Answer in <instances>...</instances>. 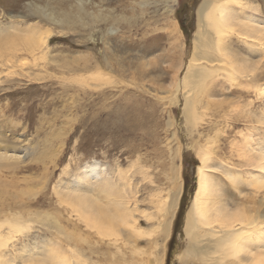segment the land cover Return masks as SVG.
<instances>
[{
    "label": "rangeland",
    "instance_id": "1",
    "mask_svg": "<svg viewBox=\"0 0 264 264\" xmlns=\"http://www.w3.org/2000/svg\"><path fill=\"white\" fill-rule=\"evenodd\" d=\"M29 1L57 8L74 24L62 27L38 16H17L28 14L25 4ZM81 1L87 11L96 12L100 4L113 17L84 26L90 18L72 6L77 0H0V152L6 148L7 154L0 155V206L14 207L18 210L14 212L22 211L23 218L32 220L29 230L11 234L0 260L13 264H28L37 256L49 260L47 250L54 244V254L63 247L75 264L77 246L84 249L87 264H111L114 257L105 242L121 235L106 228L101 236L95 227L87 226L79 217L83 210L79 197L100 199L102 209L97 213L107 217L109 210L113 212L107 193L89 191L103 187L107 180L116 184L113 188L124 203L122 210L133 208L137 198L140 209L152 212L145 210L151 198L169 196L174 183H179L170 172L169 153L179 145L181 157L174 160L181 167L179 204L170 235L161 247L153 245L156 251L161 248L164 264H180L177 257L187 247L183 225L196 187L200 148L208 143L210 178L227 202L233 206L235 199L249 195L255 201L264 200V189L252 193L253 185L264 182V36L258 33L259 26L264 27V0H250L247 8L237 6L236 31L224 34L229 52L225 49L223 56L229 65H236L240 75L252 68L258 83H240L221 71L224 76L217 77L214 86L209 82L207 95L194 110L196 126L192 119L187 126L180 91V101L175 102V96L165 90L173 92L187 70L203 0L171 2L172 13L163 0L149 5L145 3L151 0L143 4L142 0ZM243 22L248 26H242ZM27 27L37 29L33 34H51L48 47L33 50L29 41L23 42ZM112 27L121 29L108 34ZM211 122L216 123L208 126ZM162 213L154 215L153 223ZM51 221H58L57 225ZM54 226L63 227L64 232ZM151 246L149 239L140 242L145 258ZM131 248L128 242L124 245L127 261L132 259Z\"/></svg>",
    "mask_w": 264,
    "mask_h": 264
},
{
    "label": "bare ground",
    "instance_id": "2",
    "mask_svg": "<svg viewBox=\"0 0 264 264\" xmlns=\"http://www.w3.org/2000/svg\"><path fill=\"white\" fill-rule=\"evenodd\" d=\"M143 1L145 0H142V4H143ZM174 1L175 2L177 1L176 4H178L179 2V0H163V3L165 5H169V8L166 9L167 12L172 13L173 10L175 9V7L171 8L172 6L171 2H174ZM103 2L105 1L100 0L101 4ZM248 2H251V1L250 0H203V2L198 8L197 29L194 32L193 50L187 62V70L184 76L180 79V84L177 85L176 87L172 86L175 88L173 92H171L172 91L171 89L165 90L166 93H171L173 96H175L173 97V99L176 100L175 102L180 101L178 97L179 92L177 90L180 91L182 95L181 101H183V110H184V113L187 119V126H188V123L191 122V119L194 121L195 126L197 125L195 121L197 105L201 102L204 96L207 95L209 82L211 81L212 83L211 85H213L214 81L219 80L217 77L221 78V76H224L223 73H220L221 71H227L225 72V74L228 77H231L232 80L238 81L240 83L242 82V80L243 82L244 81L246 82L256 81V79H253V76H252L253 75L252 68L250 69V73L244 74V71H243L242 75H240V73L237 74V71H235L236 65H229L226 58L223 56L224 54H226L224 52L225 49L227 50V52H229L228 47H226V43H225V40L227 39L226 35H224L225 32L231 34L233 31H236L234 30L236 29L234 27L237 25H234V22H233V19L236 18L235 8L237 6L242 7V8H247V5L249 4ZM84 3L85 2L81 0H77L76 4L72 5L80 13H85L89 16L90 21L85 22L84 26L89 25L91 22L97 23L99 21H107L109 20V18L113 17L110 13L109 14L105 13L104 9L100 8L102 6L100 4H96V7H97L96 12H90V11H87V8L85 7ZM152 3H155V0L148 1L145 3V5H149ZM25 7L27 9L28 14H19L17 16L19 17L28 16V15L38 16L42 18L43 20L47 21L49 24L50 23L56 24V25L58 24L62 27H69L70 24H74V21L70 19V16L68 14L63 15L62 12L57 10V8L53 7L52 9H50L47 6L39 5L35 1L27 2L25 4ZM242 26H248V25L247 23L243 22ZM259 27L260 28L258 29L259 30L258 33H260V35H262L261 37H263L264 27H261V26ZM175 28H177L176 23H175ZM250 28L251 27H249V29ZM120 29H121L120 27H112L111 29L108 30V34H114L115 32L117 33ZM34 30H37V29L30 28L29 30V28L27 27V29L25 30L27 31V39L25 38L23 42L24 41L26 42V40L29 41L28 42V44H30L29 47H31L33 50H38L40 47L41 48L48 47V42L50 41L52 37L51 34L49 35L48 34L42 35L41 33L33 34L32 32ZM36 32H39V31H36ZM245 32L246 31H244V33ZM256 33L257 31L255 32V34ZM247 35L249 36V34ZM168 68L171 69L170 66ZM224 68L226 70H223ZM256 83L258 82L256 81ZM257 86L259 87V85ZM261 89H264V87ZM194 110L196 112H194ZM214 123L216 122H211V124L209 123L208 126H212ZM169 125H172L171 121H169ZM172 135L174 137L175 132ZM210 150L211 149L208 146V143L206 144L205 147L200 148V151H201L200 152V164L197 165V168H196V187L192 195L190 206L187 210V213L185 214V221L183 225V231L187 239V247L183 251V253L180 254V256L178 255L177 257L178 261L180 262V264H264V243H263L264 241H262V236L264 237V200L255 201L252 199V197H250L251 195H249V196L243 197L241 201H238L235 199L233 201V206L229 202H227L226 200H228V198L222 194L221 188L219 189L216 185V182L212 181L210 178L209 171L213 172L211 169L212 166L209 165V161L211 159ZM1 152H0V155L2 157L7 156V154H4L6 153V148H5L4 153L3 152L1 153ZM262 152L264 154V150ZM169 153L172 154L170 158L172 159L170 172L176 175V177H174V182L178 179L180 183L181 182V176H180L181 167L180 166L177 167L174 164V160L178 157H181L180 156L181 147L178 145L175 148H170ZM262 161H264V156H262ZM261 166L263 168L262 171L264 174V163H261ZM138 172L141 173L143 172V170H139ZM146 172L147 171H145V173ZM88 173H89V170H86L85 174L88 175ZM2 181H3V178H2ZM101 181L105 182V179H102ZM110 182H107L106 180L103 187L99 188L97 186L94 189L91 187L89 188V191L98 190L99 192L103 191L104 193H107L106 196H108V199L110 200L109 205L110 207L113 208V212L109 210V214L105 215L107 217H101L99 213H97L101 211L102 209V206L100 204V199H93L91 196L86 195V198L79 197V200H80L78 201L79 207L81 209L83 208V210L81 211L79 210L80 219L83 220L87 224V226L91 228L95 227L99 231L97 232L98 234L102 233L101 236H103V232H106V231H109L110 233H113L115 235H118V234L121 235V237L114 238L113 236H110L111 235L110 234L109 237H113L114 241L112 242L110 240L112 243H107L108 241L105 242L106 248H108L109 251L110 250L112 251L111 252L112 258L114 257L111 264H118V263L120 264H164V256L161 254V248L158 249L160 251L158 250L156 251L154 250V248L156 249V246L161 247L160 244L165 240V238H167L170 235L171 224L176 215V210H177L179 199H180L181 192H182V184L173 182L174 186L171 188L172 190L169 192V196L167 197L161 196V198L157 197V199H154V197L153 198L150 197L152 199L151 206L146 208L145 210L147 209H154V210H152V212H148V211H143L142 209H140L141 207L138 205L137 198H135L134 200L133 208L132 206H127L126 208L122 210L124 203L120 201L119 196L117 195L118 193L116 194L115 189L113 188L114 185L116 184L115 183L113 184ZM176 184H179L180 186H177ZM26 189L28 188H25V190ZM260 189H264V182H258L257 184L253 185L252 193H255L257 190H260ZM153 190L155 189L153 188ZM17 196L19 195L17 194ZM159 196H160V192H159ZM3 208L4 207L0 206V214H1L0 216V250L6 247V241L8 240L9 237H11V234L21 232L23 231V229L29 230L32 224L30 222L32 220L23 218V215L21 213L22 211L19 214V213L14 212V211H18L14 207H13L14 209L9 207L7 208V210H4ZM85 208H89V209H85ZM90 210L93 212H91ZM156 210H158V213L163 212L164 215L162 218L158 217V220L155 221V223H153L154 219L157 218L154 215L158 214L157 212L155 213ZM137 211H140L142 213L137 214ZM41 214L43 215V213ZM36 216L38 215L36 214ZM95 217L96 218L99 217L97 221L95 220ZM38 218L40 217L38 216ZM145 221L149 222L148 227H144V225L142 224V223H146ZM57 222L55 223L53 222V223L57 225ZM70 222L73 223L72 221ZM104 223L107 224V226H104L103 225ZM54 228L60 233L64 232L63 227L54 226ZM6 229L7 231L5 232L4 230ZM74 233H72V235ZM144 238L152 241V246H153V247L151 246V248L153 249L148 250L149 253L147 252V255H146L147 258H145L146 251L145 250L143 251L142 249H140V247H138L140 242L144 240ZM127 242L128 244H131L132 246L131 249H133L131 250L132 259L129 261H127L128 259H125L127 256L126 254L127 252H125L124 245L126 246ZM153 244L156 246H154ZM257 244H261V246H257ZM111 246H114V249H115L114 252H113V247ZM53 247H55L54 244H53ZM53 247H49V250L46 249L47 252H50L49 253L50 256L48 257L49 260H47L46 258V259H43L44 260L43 261L42 259H39V257L37 256L35 258L36 260H33V262L30 261L28 264H35L36 262L40 260L42 261H40L41 263L39 264H47V262H51L54 264L55 263L56 264H75L74 261H72V259L70 258L71 253L69 255V252L67 251L65 252L62 247V249H59L60 250L59 253L57 252V254H54ZM127 247L129 248L130 246H127ZM83 250L84 249L82 247L77 246L76 252L73 251L75 253L74 258L76 259V264H87L88 262L87 259L82 256L84 254ZM3 251L4 250L0 251L1 253L0 256L3 255L2 254ZM69 251L71 252V249ZM119 252L121 254H119ZM129 253L130 251L128 252V254ZM164 254H165V249H164ZM1 260H0V264H13L12 262H9L8 260L5 262Z\"/></svg>",
    "mask_w": 264,
    "mask_h": 264
}]
</instances>
